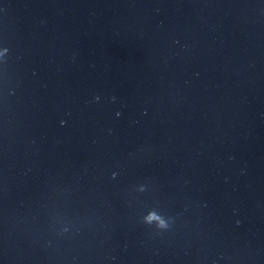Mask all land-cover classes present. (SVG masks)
<instances>
[{
	"label": "water",
	"instance_id": "95a60500",
	"mask_svg": "<svg viewBox=\"0 0 264 264\" xmlns=\"http://www.w3.org/2000/svg\"><path fill=\"white\" fill-rule=\"evenodd\" d=\"M0 264H264V0H0Z\"/></svg>",
	"mask_w": 264,
	"mask_h": 264
}]
</instances>
